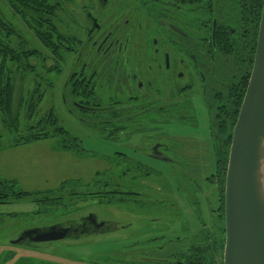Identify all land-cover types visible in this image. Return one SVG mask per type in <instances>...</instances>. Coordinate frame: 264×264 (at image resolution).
Listing matches in <instances>:
<instances>
[{"label": "rangeland", "instance_id": "374dc122", "mask_svg": "<svg viewBox=\"0 0 264 264\" xmlns=\"http://www.w3.org/2000/svg\"><path fill=\"white\" fill-rule=\"evenodd\" d=\"M58 1L62 2L58 13L60 33L83 39L89 20L82 6L87 3ZM0 14L21 37L10 38L11 46L48 53L3 0ZM63 56L59 74H47L40 59L30 61L36 64V81L40 84L32 77L20 81L16 76L14 108L37 84V91L44 94L27 126L37 124L52 110L58 127L78 143L71 141L64 149L61 138L52 137L12 147L14 139L25 133L24 110L19 113L17 131H7L0 119V181L13 182L14 189L21 192L52 191L46 196L55 199L43 203L25 199L0 205V264H155L188 251L203 257L206 264H222L223 249L219 246L224 239L223 221L217 223L216 186L207 181L215 166L211 158L203 156L211 151L210 126L199 99H193L190 119L170 121L156 131L172 139L168 141L170 156L178 163L155 161L144 156L145 150L135 151L131 146L135 142L146 146V135L131 134L128 141L109 142L69 115L62 94L70 55ZM45 64L49 68L53 62L48 59ZM118 153L123 155L122 160ZM196 153L202 156L187 155ZM128 159L132 162L124 161ZM134 165L144 166L148 174ZM124 170L130 171L123 175ZM107 191L134 195H116L110 199L120 203L113 204L105 202L108 197L88 196ZM91 214L99 221L112 223L113 231L28 246L12 243L25 231L77 222Z\"/></svg>", "mask_w": 264, "mask_h": 264}, {"label": "flooded vegetation", "instance_id": "af4514ba", "mask_svg": "<svg viewBox=\"0 0 264 264\" xmlns=\"http://www.w3.org/2000/svg\"><path fill=\"white\" fill-rule=\"evenodd\" d=\"M77 1L87 3L82 9L89 24L83 39L71 37L63 91L70 87L66 97L62 94L69 115L109 142L142 133L149 143H132L135 151L177 163L168 147L172 139L156 131L170 121L190 119L196 97L210 126L211 151L203 156L218 159L215 123L234 113L235 99L244 96L262 7L258 15L257 3L249 0ZM116 155L122 160V154ZM134 167L148 174L144 166ZM73 228L92 234L114 229L91 215L81 217Z\"/></svg>", "mask_w": 264, "mask_h": 264}, {"label": "trees", "instance_id": "16d2710c", "mask_svg": "<svg viewBox=\"0 0 264 264\" xmlns=\"http://www.w3.org/2000/svg\"><path fill=\"white\" fill-rule=\"evenodd\" d=\"M3 1H5V3L9 6L12 11V14L23 22L26 28L33 34L34 38L48 52L42 55L39 51L34 49L24 50L22 48L20 49L19 45L15 47L13 45L11 46V44L9 43L10 38L16 37L21 39V37L19 36L15 28L9 22H7L0 14V119L2 126L6 128V130L9 132L13 130L17 131L20 127L19 113L21 110H24L23 120L26 122L25 133L23 135L17 136L14 139L12 147L29 144L39 140H46L52 137L61 138V147H63L64 149L68 147L66 145L71 141L78 143V141L75 138H71L64 129L58 127L57 119L54 113H52V110H49L45 118L43 120H39L37 124L31 125V127L27 126L28 122L32 119L34 114L37 113V106L40 103L41 98L44 94L39 90L37 91L36 89L37 84H40V82L36 81V64H31L30 61L40 59L41 66L44 68V71L47 74H59L61 72V62L65 59V56H63V54L68 55V51L73 49V46L70 45L72 38L61 34L58 28V13L61 9L62 2H59L58 0ZM249 1L253 5L257 3L259 15L264 0ZM252 38V42H254L255 35H252ZM48 59L53 62V64L49 68H47L45 64ZM248 75L249 74H247L245 77V84L247 83ZM16 76H19L20 81H25L28 77H32L34 82H36L37 84L36 87H34L35 89L30 93L29 97L26 100H21L20 98L21 102H19L14 108ZM69 87L70 85L67 84L66 89L63 91L65 93V97L66 91H68ZM242 96L243 95L238 97V99H235V101H237L235 104V112L227 115L228 118L225 119V117L224 120L220 121V123H215L216 127L214 130V137H216L218 140L215 144H217L216 150L219 156H214L218 157V159L215 158L213 160L215 170L213 174L207 178V181L210 184H214L216 186L218 203L217 212L219 213L217 216V223H219L218 220L220 219L221 223L223 221V238L224 179L227 166L229 145L231 142V133L238 115L241 101L243 99ZM43 124L45 125V128L40 130ZM47 128H50L51 131L47 132ZM41 131L45 132L42 133ZM14 188L15 184L13 182L0 181V205L25 199L37 203L53 202L55 200H50L46 196L50 193L52 194V191L21 192L16 191ZM116 195L131 196L134 194H132L131 192L107 191L102 193L96 192L88 196L92 198L94 196H97V198L108 197L107 199L109 200L105 202L107 204H113L117 200L110 198H115ZM118 200L122 199L120 198ZM118 202L119 201H117L116 203ZM73 223H76V221H71L69 224ZM223 247L224 239L223 245L221 244L219 246V249H223ZM155 264L160 263L155 262ZM163 264H206V261L200 255H196L188 251L185 255H176L170 258V260L164 261Z\"/></svg>", "mask_w": 264, "mask_h": 264}, {"label": "water", "instance_id": "95a60500", "mask_svg": "<svg viewBox=\"0 0 264 264\" xmlns=\"http://www.w3.org/2000/svg\"><path fill=\"white\" fill-rule=\"evenodd\" d=\"M223 198L222 264H264V2L250 77L231 133ZM84 234L92 232L59 224L25 231L12 243L28 246Z\"/></svg>", "mask_w": 264, "mask_h": 264}]
</instances>
